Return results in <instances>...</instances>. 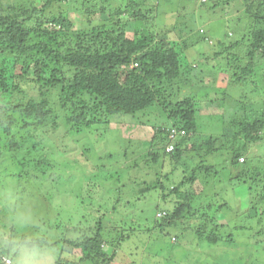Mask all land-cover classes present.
<instances>
[{"label": "trees", "instance_id": "1", "mask_svg": "<svg viewBox=\"0 0 264 264\" xmlns=\"http://www.w3.org/2000/svg\"><path fill=\"white\" fill-rule=\"evenodd\" d=\"M42 1L40 8L34 4L30 8L25 4L17 8L0 0V56L9 54L15 61L10 106L0 114V158L5 152L13 158L20 155L21 147L28 142L34 144L35 141H31L34 135L46 128L48 135L54 136L66 151L78 147L82 152L81 164L88 166V176L74 186L72 206L81 204L88 194H101L99 188L96 191L92 187L114 188L110 182L119 184L124 179L122 188L125 191L129 188V193L137 196V199L126 197L127 206H135L151 190L162 194V203L167 206L158 214L165 215L162 220L155 218L162 232L167 227L178 226L185 217L197 214L194 206L200 200L198 193L204 190L202 185L224 175L215 161L226 157L224 160L231 168L237 166L236 175H232L238 186L235 200H247V211L240 212L242 204L238 206L237 202L218 201V210L226 225L214 224V211L210 215L204 213L201 218L207 227L195 228L197 241L192 254L198 256L204 251L213 261L218 255L214 249L225 242L222 245L226 256L222 264H263L264 236L257 245H252L236 243L226 234L233 229L231 219L227 218L232 212L236 217L243 219L245 215L247 221L253 218V222L258 220V224H264V157L255 159L251 150L264 141L260 136L264 130V113L255 115L249 111L245 99L248 87L256 96L264 92L262 80L256 74L264 71V0H185V4L175 10L177 24L174 26L178 29L176 33L181 34H176L178 41L167 38L170 30L166 25L160 24L151 31L148 26L154 9L144 10L142 4L133 0H124L113 15L116 18L99 26L93 23L95 14L91 0H82V4L71 0ZM238 1L244 6L245 26L238 29L239 25H230L227 31L231 30V37L226 34L218 42L212 40L206 25L210 27V19L225 5L236 6ZM3 12L7 16L2 15ZM77 12L81 14L79 19L74 17ZM77 25L80 29L75 28ZM128 25L135 31L133 38L127 35ZM199 71L201 73L197 74ZM219 74L225 75L223 89L218 87ZM202 82L208 83L210 88L205 84L197 90L195 84ZM182 89L185 97L175 98L172 93ZM234 90H239L236 92L239 98L235 97ZM203 91L206 95L213 92L216 97L213 101L218 100L216 104L221 105L222 113L214 114L219 115L218 122L224 128L219 136L200 131L204 122L200 120L203 115L197 114L195 96ZM224 97L227 98L223 100ZM155 107L163 108L166 124L152 126L151 138L143 145L152 163L164 171L141 174L139 163L131 159L135 156L133 153L126 149L122 154L119 148L113 151L114 146L125 143L126 138L120 136L119 141L111 140L117 135L112 122L114 118H146ZM250 112L253 116L248 115ZM110 124L112 127L107 131L106 126ZM86 131L98 132L94 145H83ZM172 131L175 138L170 140ZM196 134L206 136L203 143L194 141ZM135 135L129 132L131 139ZM171 144L173 151L168 152ZM224 149L227 156L221 155ZM245 155L247 162L240 163ZM134 170L147 175V179L132 182L128 173ZM260 185L263 193L258 202L253 203L251 193ZM246 188L247 194L242 195L240 191ZM121 191H114L118 198L106 202L112 212L124 204ZM133 209L126 208L120 222L116 221L118 217L113 221L104 214L94 227L58 220L56 226L61 235L53 243L39 237H23L21 242L7 247L2 243L0 264H22L21 259L28 254L24 249L51 254V248L60 250L56 264H76L74 260L61 258L67 256L65 247L79 253L80 257L75 259L78 264H132L125 260L131 256L124 253L127 247L122 249V246L135 235L132 227L123 228L124 222L135 223ZM257 210L263 213L259 216ZM105 220H109L107 225ZM184 230L188 232L187 228ZM240 230L257 228L245 224ZM237 232L239 234V230ZM175 241L177 248L180 239ZM187 244L191 246L192 242ZM222 254L219 256L223 257Z\"/></svg>", "mask_w": 264, "mask_h": 264}, {"label": "rangeland", "instance_id": "2", "mask_svg": "<svg viewBox=\"0 0 264 264\" xmlns=\"http://www.w3.org/2000/svg\"><path fill=\"white\" fill-rule=\"evenodd\" d=\"M4 1L6 4H11L17 8H22L21 4H25V6L29 8L34 4L36 8H40L43 4L42 0H32V3L28 0ZM133 1L142 4L140 6L144 10H148L147 8L154 9V12L151 13V22L148 26V28H151V31L154 32L156 28L158 29V27L161 26L160 24H163L162 26L166 25L170 30L167 38L170 41H178L177 35L180 33H176L178 29L174 26L177 24L175 10L183 6L185 0ZM224 1L233 2V0ZM71 2L82 4V0H71ZM238 3L239 5L232 7H229L231 5H225L223 9L219 10L220 13L215 18L210 19V27L206 25V28L212 40L218 42L222 40L226 34L227 37H231V30L230 33L227 31L230 25L232 27L234 24H237L239 25L238 29H242L245 26L244 6L239 1ZM91 4L95 14L93 23H96L95 26H99L116 18V16L113 18V15L116 9L121 8L124 4V0H91ZM194 5L196 4L194 3ZM3 13L2 15L7 16L6 12ZM80 15V12H77L74 14V17L79 19ZM80 27L81 26L77 25L75 28L80 29ZM127 32L128 37L133 38L135 31L130 28V25H128ZM227 37L226 39L229 40ZM14 63V58L11 55L3 54L0 56V114L5 112L10 106V89L13 87ZM199 73H201V71L197 72V74ZM256 74H258L260 80H262L264 89V71L257 72ZM224 76L223 74H219L218 87L221 89L226 85ZM205 84L209 89L210 86H208V83L204 82L195 84V87L198 90L203 88ZM237 91L239 90H234V95L236 98H239L240 95L236 96ZM185 93L182 89V91L172 94H174L175 98H178L185 97L183 96ZM207 94L208 95L203 91L195 96V101H197L198 105L197 114L203 115L200 117V120L204 122L203 128L200 131L205 135L210 133L219 136L224 132V128L222 127L223 125L218 122L221 120L219 115L216 116L214 114L222 113V109L220 108L221 105L218 106V104H216L218 100L213 101V98L216 99L213 92H207ZM230 94H233V92H230ZM222 96L223 94L220 95V97ZM226 98L227 97H224L223 100ZM245 99L248 103L247 108L249 111L255 112V115H263V91L256 96L255 92L248 87ZM163 113V108L155 107L146 118L113 119L112 125L116 129L114 133L117 135L113 138L111 137V140L119 141L120 136L126 138V144L119 142L117 147L114 146L115 149H113V151L119 148L122 154L126 149L133 153L135 156L131 159L139 163L141 174H148L150 172L161 174L164 171L163 168L155 166L152 163L151 158L147 156L148 151H146L143 145L145 141L151 138V127L156 124L160 126V124L166 120ZM248 115L253 116L251 112ZM163 124L166 123L163 122ZM112 125L106 126L108 128L107 131H110L109 129ZM130 131L136 134L133 139L129 137ZM56 133H58V130H56ZM85 133V138L82 137L84 146L88 147L92 144L94 145V143L98 141L97 131L91 133L86 131ZM204 134H196L194 141L199 144L203 143L206 137ZM34 136V139L31 141H35V143L28 142L26 145H23L24 147H21L22 151L20 155L14 156L13 158L12 155L5 152L4 156L0 158V244L3 243L2 245H5L3 247H7L6 245L10 243L21 242L23 237H28L29 239L38 237L47 238L48 242L53 243L54 239L61 235V231L58 230L56 226L59 225L58 220L61 223L70 221L74 225L94 227L104 214H108L113 221L117 217L116 221H121L126 208L134 207L133 210L136 212L135 223L124 222L123 224V228L127 229L128 227H132L135 232V235L122 246V249L127 247L124 253L129 255V257L131 256L130 258L125 257L126 261H130L132 264H215L217 261L222 264L225 262L226 249L224 248L225 246L223 247L222 245V243L225 242H221L220 245L214 249L218 255L214 257L213 261L212 257L206 252L204 253V251H202V255L198 256L192 254V252H194L195 249L193 245L197 241L195 228L200 225L202 227H207L206 222L201 218L204 213L210 215L212 211H214V224L226 225V220L222 217V214L219 213L218 201H227L231 202V204L237 202L238 206L242 204L240 207L241 210H239L240 212L247 211V200L239 202L235 200V196L237 195L236 187L238 186L232 175H236L235 170L237 166L231 168L224 160L226 157L215 161L219 170H221L224 175L215 179L211 178L209 183L202 185L204 190L198 193L197 198H200V200H198L194 206L197 210V214L191 217H185L178 226L167 227L161 232L158 228L159 224L155 222V218L158 212L165 209L167 206L161 201L162 194L159 191L151 190V192H147L145 197L138 201L135 206H127L126 201L128 200L125 198L131 197L132 199H137V196H134L133 192L129 193V188L128 191L122 188L124 187V179V182L119 184L117 182H110L115 189L108 186L101 189L99 185L92 187L96 191L99 188L101 194L98 196L96 194H88V197H84L85 200L81 204L72 206L74 203L72 199L75 197L74 188L78 186L76 183L83 182V179L89 174L88 166H83L81 164L82 160L80 159L82 157V152H80L78 147L72 151H66L65 148L58 144L54 136L48 135L46 128L40 130V132ZM260 136L264 137V130L260 132ZM244 140L245 136L242 137L243 142ZM81 146L82 143L79 145V148ZM251 150L255 159L257 156L264 157V141L258 143L257 146L251 147ZM221 155L227 156L228 152L224 149L221 151ZM245 157V162H247V155H245ZM163 162L160 163L162 164ZM127 163H130V161ZM239 169H241L240 165ZM124 172L127 174L126 171ZM129 175L131 179H133L132 182L140 181L147 176L140 175L138 171L135 170L132 172L129 171L128 176ZM145 179H147V177ZM250 180H253L251 176ZM75 185L76 187H74ZM262 188L263 186L260 185L256 191L251 193L253 203L258 202L260 195L263 193ZM117 189H122L120 197L125 201H123L124 204L121 209L112 212L113 210L111 211L110 209L111 206L108 207L106 202L108 203L118 198L114 193ZM240 192L242 195L247 194V188ZM66 198V201L69 203L68 205H66L64 201ZM70 201L72 202L71 204ZM131 201L136 202L137 200ZM124 206L125 209H123ZM234 207L236 206H233V208ZM259 210L263 211V207H260ZM256 213L260 216L263 212L257 210ZM227 218L231 219L229 222L233 225V229L230 231L228 230L226 235L230 234L231 238H234L236 243L257 245L259 239L264 236V224L263 226L258 224V220L253 222L254 219L252 218V220L247 221L245 215L242 219L239 218V216H234L233 212L232 215L229 214ZM262 218L264 221V214ZM108 223L109 220L104 221V224L107 225ZM245 224L246 226L247 224L248 226H252L253 224V227L257 228V230H240L241 225L245 226ZM153 228L155 229L153 230ZM184 228H187L188 232H186ZM212 228L213 225L210 226V229ZM238 230L240 235L237 234ZM175 238L180 239V245L177 246V248H175L176 246L174 245V243L177 242L174 241ZM183 239L186 241H183ZM187 242H192L191 246H188ZM170 243L173 245H170ZM15 249L17 248L13 250ZM59 251L60 250L54 251L51 248V254H44L40 253L38 250L26 251L24 249V252H28V254H25L24 259H21L20 256L23 254L20 252V256L18 257H20L22 264H56V260L60 254ZM64 252L67 256L63 255L61 257L63 260H74L76 264H78V261L75 260L80 257L78 252L74 251L71 247H65ZM222 252L223 257H220L219 254ZM195 260L197 261L195 262ZM6 264H8V262Z\"/></svg>", "mask_w": 264, "mask_h": 264}, {"label": "clouds", "instance_id": "3", "mask_svg": "<svg viewBox=\"0 0 264 264\" xmlns=\"http://www.w3.org/2000/svg\"><path fill=\"white\" fill-rule=\"evenodd\" d=\"M174 138H175V131H172V135L169 137V139H170V140H173ZM167 151H168V152L173 151V145H172V144L168 147ZM240 162H241V163L245 162V157L241 158V159H240ZM161 201H162V200H161ZM162 202H163V201H162ZM164 215H165V213H159V214H157L156 217L159 218L160 220H162V219L164 218ZM161 222H162V221H161ZM174 241H175V239H174Z\"/></svg>", "mask_w": 264, "mask_h": 264}]
</instances>
